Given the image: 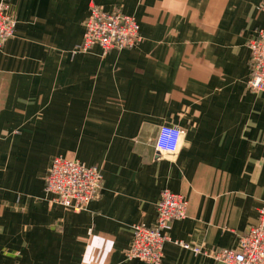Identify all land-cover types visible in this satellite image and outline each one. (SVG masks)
<instances>
[{"label":"crops","instance_id":"crops-1","mask_svg":"<svg viewBox=\"0 0 264 264\" xmlns=\"http://www.w3.org/2000/svg\"><path fill=\"white\" fill-rule=\"evenodd\" d=\"M139 23L140 41L82 42L91 5ZM0 48V264H146L126 259L133 223L153 225L163 189L187 200L162 264H221L176 243L235 247L264 198V93L250 90L260 0H10ZM162 125L181 129L157 156ZM100 167L80 211L44 189L55 156Z\"/></svg>","mask_w":264,"mask_h":264},{"label":"built area","instance_id":"built-area-1","mask_svg":"<svg viewBox=\"0 0 264 264\" xmlns=\"http://www.w3.org/2000/svg\"><path fill=\"white\" fill-rule=\"evenodd\" d=\"M9 1L0 0V48L14 34L16 21L9 12ZM264 13V0H260ZM139 23L132 15L121 11L107 12L91 5L84 21L82 42L76 49L86 52L98 45L106 52L109 49H127L140 41ZM250 49V75L247 85L250 90L264 93V25L248 43ZM181 139V129L162 125L155 139L157 156L174 153ZM103 174L100 167L65 156H55L49 165L44 189L52 194L54 202L80 211L95 199L101 190ZM187 200L183 195L163 189L156 203V219L153 225L144 222L133 223L131 242L126 251V259H137L146 264H162L163 247L169 239L168 231L174 220L185 217ZM174 243L189 248L195 253H203L221 264H264V198L258 210L257 223L248 228L235 247L211 250L189 245L181 240Z\"/></svg>","mask_w":264,"mask_h":264}]
</instances>
